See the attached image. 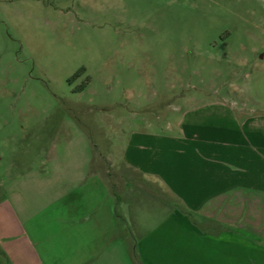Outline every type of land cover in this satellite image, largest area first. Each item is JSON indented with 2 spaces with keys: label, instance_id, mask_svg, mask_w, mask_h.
<instances>
[{
  "label": "rangeland",
  "instance_id": "obj_1",
  "mask_svg": "<svg viewBox=\"0 0 264 264\" xmlns=\"http://www.w3.org/2000/svg\"><path fill=\"white\" fill-rule=\"evenodd\" d=\"M223 98L264 116V0H0V199L66 136L150 159L141 133Z\"/></svg>",
  "mask_w": 264,
  "mask_h": 264
},
{
  "label": "crops",
  "instance_id": "obj_2",
  "mask_svg": "<svg viewBox=\"0 0 264 264\" xmlns=\"http://www.w3.org/2000/svg\"><path fill=\"white\" fill-rule=\"evenodd\" d=\"M167 128L150 159L54 144L3 187L0 264H264V116L223 98Z\"/></svg>",
  "mask_w": 264,
  "mask_h": 264
}]
</instances>
